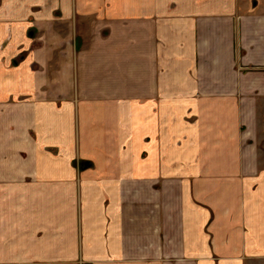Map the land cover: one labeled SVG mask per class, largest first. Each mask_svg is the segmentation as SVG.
<instances>
[{
    "label": "crops",
    "instance_id": "0c3cea01",
    "mask_svg": "<svg viewBox=\"0 0 264 264\" xmlns=\"http://www.w3.org/2000/svg\"><path fill=\"white\" fill-rule=\"evenodd\" d=\"M0 264H264V0H0Z\"/></svg>",
    "mask_w": 264,
    "mask_h": 264
}]
</instances>
